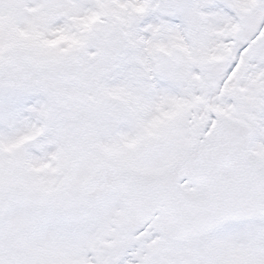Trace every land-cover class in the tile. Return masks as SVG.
Instances as JSON below:
<instances>
[{"label":"snow or ice","instance_id":"snow-or-ice-1","mask_svg":"<svg viewBox=\"0 0 264 264\" xmlns=\"http://www.w3.org/2000/svg\"><path fill=\"white\" fill-rule=\"evenodd\" d=\"M0 264H264V0H0Z\"/></svg>","mask_w":264,"mask_h":264}]
</instances>
